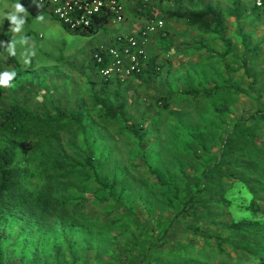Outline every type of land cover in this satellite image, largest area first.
<instances>
[{"label": "rangeland", "instance_id": "374dc122", "mask_svg": "<svg viewBox=\"0 0 264 264\" xmlns=\"http://www.w3.org/2000/svg\"><path fill=\"white\" fill-rule=\"evenodd\" d=\"M121 2V22L82 35L62 28L47 11L36 16L20 14L25 24L19 32L13 31L15 25L8 14L17 0H0V52L14 59L18 69L26 68L29 60L46 59L44 66L53 63L48 70L34 64L24 72L15 71L9 85L0 86V112L11 105L29 111L35 119L26 120L25 129L31 133L30 121L36 117L55 115L60 120L32 136L30 150L23 153L14 144L9 168L19 171L18 186L0 197L4 258L13 264H27L37 250L59 259L53 264H69L71 256L75 264H95L94 256H107L114 244L112 236L120 231L119 225L110 224L105 220L109 215H104L113 204L106 187L111 180L113 195L118 194L135 214L149 221L168 211L166 184L192 193L193 178L205 170L203 183L208 190L199 198L198 215L217 225L206 226L203 219L195 223L201 229L208 227L202 232L205 237L218 234L216 245L206 241L200 251L199 240L194 237L189 243L182 233L185 227L179 224L171 232L169 244L148 252L144 259L150 264H232L226 255L228 246L236 260L248 264L246 243L242 250L236 249L234 238L241 239L244 234L240 232L246 229L245 234L261 241H257L260 245L264 241V235L254 237L253 231L264 220L252 219L241 207L256 199L248 192L250 185L255 189L259 182L257 189H264V118L253 116L264 103V15L253 7L254 0ZM202 5L219 14L223 38L205 21L188 24L182 18L167 17V12H201ZM149 11L168 24L164 35H152L158 36L152 51L146 50V61L153 56L160 70L150 76L110 81L101 91L103 80L97 76L90 51L99 43L111 42L114 34L125 32L133 14L142 22ZM246 45H256L255 51L246 52ZM242 60H248L247 64L241 66ZM0 63L2 74L5 71ZM190 91H194L193 97ZM116 101L122 104L120 116L106 117L103 106L113 107ZM223 103L227 112L213 110ZM40 123L46 126V122ZM6 137L0 134V144L8 143ZM88 151L91 168L83 162ZM51 157L64 159V168H52ZM238 191L241 193L231 194ZM37 192L55 205L38 223H32V211L7 210V203ZM219 196L229 202L227 208L215 203ZM219 212L240 219L229 218L230 226L224 227ZM160 232L152 231L153 240ZM252 242L258 264L262 247ZM56 247L57 257L53 255Z\"/></svg>", "mask_w": 264, "mask_h": 264}, {"label": "trees", "instance_id": "16d2710c", "mask_svg": "<svg viewBox=\"0 0 264 264\" xmlns=\"http://www.w3.org/2000/svg\"><path fill=\"white\" fill-rule=\"evenodd\" d=\"M19 3L22 4L26 11L31 15H36L40 12H44L46 10L41 7L35 5L30 0H19ZM257 9L262 15H264V5L261 6H253ZM201 12L187 13L185 15H180L175 12H167V17H177L182 18L188 24H193L200 21H205L208 24H212L213 30L219 34L220 38H223L222 33V25L221 18L217 12H215L211 7L207 5H202ZM153 11H149L146 13L147 18L156 17L152 14ZM158 18V17H157ZM161 19V18H160ZM61 25V24H60ZM62 28L67 30L63 25ZM95 27L88 29V31L78 32V31H69L71 33H77L82 35H90L97 32L102 27V21L99 19L95 22ZM206 32H209L210 29H204ZM68 31V30H67ZM212 32V31H210ZM161 35V34H160ZM255 46L246 45L244 50L246 52H254ZM248 60H242L241 66L246 65ZM160 65L154 62L153 56H148L146 64L142 67L138 73L133 74V76H150V74L156 73L160 70ZM16 76V75H15ZM110 79L103 80L101 84V91H105L107 88V84ZM117 81V80H116ZM118 82V81H117ZM252 82V81H250ZM190 96L193 97L195 94L194 91L189 92ZM122 104L120 101H116L113 107L103 106V114L108 118H115L120 116V109ZM261 107V109H260ZM255 109L253 116L260 115L261 118H264V103ZM260 109V110H259ZM213 110L218 113H223L228 111V106L224 103L219 104L214 107ZM55 111L61 117L58 109ZM30 118H34L31 113L25 109H21L16 107L15 105H11L7 111L0 112V134L7 135V144H0V197L3 193L8 192L10 190H15L18 186L17 179L20 177L19 171L17 169H10L9 165L13 160L14 156V144H16L19 149L24 153L31 149L32 142L31 137L36 135L39 132H44L49 130L59 123L58 116H48L37 118L35 121H30L31 128L34 130L29 132V129H25L26 120H30ZM48 119H52L48 121ZM40 122H46V126L41 125ZM14 129L19 130L18 134L14 132ZM223 141V139H221ZM64 159H55L51 157L48 162L51 167L54 169L61 170L64 168ZM91 161V152L84 156V164L91 168L89 162ZM206 171L201 170L193 179V183L191 188L193 190L192 193H188L187 189L176 190L172 188L170 184H166V190L168 191L167 197V207L168 211L166 214H162L160 217L149 220L142 219L136 212L132 211L128 203L124 202L119 198V195H113L111 189L114 186V181L111 180L107 187V196H109L112 201V206L107 213L104 215H109L105 220L110 224L119 225L118 229L120 230L117 235L112 236V243H114L111 247V251L107 256H94L95 264H150L145 261L148 256V252L155 251L158 248L165 247L167 243L169 244V237H173L171 232L174 229L178 228V225L181 224L185 227L182 231L183 234L187 235V240L192 241L195 238H198L202 235V232L206 231L208 227L202 228L196 221L203 219L204 225L214 226L215 223L213 220H204L198 215L201 209L199 198H201L205 193H207L208 186L203 183V179L206 177ZM157 179V178H156ZM224 199V197H223ZM226 200V199H224ZM54 200L44 198L41 192H37L33 197L23 196L21 198H17L13 204L7 203V210L14 213H27L28 211L34 212L35 215H31V219L33 224L38 223L42 220L45 214L49 209H52L55 205L53 203ZM224 203L225 207H228L229 202L226 200ZM244 210L250 215L253 219V216L257 218H264V205L263 208H260L255 199H252L245 205L241 206ZM60 208L62 204H60ZM2 210L0 209V213ZM71 218V216L69 217ZM72 219V218H71ZM255 219V218H254ZM251 220V219H247ZM224 227H229L230 224L223 223ZM215 225V226H216ZM162 226L161 228H159ZM160 229L161 232L155 240H153L152 231ZM170 237V238H171ZM70 238V237H69ZM0 264H13L11 263L7 256L4 258V250L2 249L3 239L0 238ZM193 242V241H192ZM67 243V242H66ZM56 253L54 252V256H59V247L55 248ZM142 251V253H140ZM264 251V250H263ZM72 254L71 252H69ZM140 253V254H139ZM42 255L39 251H34L31 254V258L27 262V264H53L58 263V258H54L51 256ZM145 258V259H144ZM48 259V261H47ZM69 264H75L74 257L71 256ZM259 263L264 264L263 256L260 254ZM80 264H84L81 262Z\"/></svg>", "mask_w": 264, "mask_h": 264}, {"label": "built area", "instance_id": "2783aa9c", "mask_svg": "<svg viewBox=\"0 0 264 264\" xmlns=\"http://www.w3.org/2000/svg\"><path fill=\"white\" fill-rule=\"evenodd\" d=\"M46 10L48 14L68 31L85 32L94 28L96 20L102 26L115 24L124 19L121 0H30ZM147 3L148 0H140ZM256 6L264 0H254ZM164 35V23L160 18H146L135 32L114 34L109 43H99L90 51L91 61L102 80H122L143 67L150 37Z\"/></svg>", "mask_w": 264, "mask_h": 264}, {"label": "crops", "instance_id": "0c3cea01", "mask_svg": "<svg viewBox=\"0 0 264 264\" xmlns=\"http://www.w3.org/2000/svg\"><path fill=\"white\" fill-rule=\"evenodd\" d=\"M17 2L19 3V0H17ZM126 6V5H125ZM128 8V7H127ZM129 9V8H128ZM27 12V11H26ZM28 13V12H27ZM41 13H43V12H40V13H38V14H41ZM29 15H31L30 13H28ZM38 14H36V15H38ZM36 15H32V16H36ZM134 15L135 14H133L132 15V17H131V21L128 23V25H127V27H126V31L125 32H123V33H131V32H135V31H137L141 26H142V24L145 22V20H146V18H147V16L145 15V17H144V20L141 22V20H137V19H135L134 18ZM140 15V14H139ZM164 26L166 27V26H168V24H164ZM156 36V35H155ZM155 36H152L151 38H150V42H149V46H148V52L150 53L151 51H152V49L154 48V46H155V44H156V41H157V39H158V36L157 37H155ZM111 38V37H110ZM160 39V38H159ZM1 42H2V40H0V44H1ZM43 53H45V52H43ZM0 61H2V65L4 66V71L5 72H15L16 71V74H18V73H20V72H24V69H31V67L35 64L37 67H39V68H44L45 70H48V69H50V68H52L53 67V63L52 64H50V65H48V66H44V64H43V61H46V59H43L42 58V61H40V59H38V61L37 62H34L33 60H29L28 61V66H26V68H17L16 67V63H15V61H14V59H11V58H7V54L6 53H4V52H0ZM0 69H1V63H0ZM18 69V70H17ZM33 71H35V70H33ZM95 71H96V69H95ZM96 73H97V71H96ZM15 74V75H16ZM97 76H99L98 74H97ZM99 79H100V77H98ZM101 80V79H100ZM117 79H115V78H111L110 79V81H116ZM109 81V82H110ZM117 82V81H116ZM102 83V82H101ZM264 174V173H263ZM264 182V181H263ZM259 184L261 185V183H259V182H257V187H255V189H254V187L252 186V185H250L251 186V188L250 189H248V192H250V194L251 195H253V194H255L256 195V199H255V201H256V203H261L262 204V206L260 205L259 206V204H257L260 208H263V204H264V196H262V191H264V189H261V190H258L257 188H258V186H259ZM264 183H262V185H263ZM237 190V189H236ZM235 190V191H236ZM241 192L240 191H238V192H233V193H231V194H234V195H236V194H240ZM231 194H229V196L231 195ZM233 199L234 198H231V200L233 201ZM221 200V201H220ZM215 201V203H218V202H220V204H224V203H226L224 200H222V196H219L217 199H215L214 200ZM233 202H230V205H231V207L233 206ZM225 205V204H224ZM228 206H229V204H228ZM234 207L236 208V209H238V207H237V205H234ZM226 209V208H225ZM225 213H227L226 212V210L224 211ZM215 216V215H214ZM216 217V216H215ZM218 217H220V219H221V221H223V222H230L229 221V218H230V220H239L240 219V217L239 218H234L232 215H230V217L228 218V216H226L225 217V214L224 213H222V214H220V212H219V214H218ZM217 217V218H218ZM256 219L257 217H255V216H253V219ZM213 220V219H212ZM260 220H264V218H261ZM264 223V222H263ZM263 223H261V225L258 227V229L257 230H253L254 231V237L256 236H259V235H264V228H263ZM261 231L260 233H259V231ZM245 231H247L246 229H244V230H242L240 233L241 234H244V235H242V240L240 239V236H239V239L236 241L235 240V238H234V241L235 242H238L237 244L235 243L234 244V246H236L235 248L236 249H240V250H242V247L241 246H244V245H242V243L243 242H245L246 243V246H244L243 248L245 249V251L248 253V251H250L248 254H249V258H250V260H249V262H248V264H256L257 263V260H255V258L253 257V251H252V249H253V246H252V241H255L256 243H258L257 245H260L259 244V242L261 243V241H259L258 239H255V240H253V238L251 237H248L246 234H245ZM257 231V232H256ZM256 232V233H255ZM204 235V234H203ZM203 235H201L200 237L198 236V240L199 241H197L196 243H197V247H199V250L201 251L202 250V248H203V243L204 242H206V241H208V242H210V243H213V244H215V240H216V238L218 237V234H215V233H211V235L212 236H203ZM188 237V236H187ZM227 237V236H226ZM231 238L233 237V236H230ZM227 239H229V238H227ZM233 239V238H232ZM187 240V239H186ZM189 243H192V241H189V240H187ZM257 241H259V242H257ZM195 243V244H196ZM194 244V243H193ZM216 245V244H215ZM239 247H241V248H239ZM258 247V246H257ZM260 247H262L261 249V255L263 256V260H264V241L262 242V245H260ZM206 250V249H205ZM216 251H218V249L216 248L215 249ZM232 251V248L230 247V248H228V246H227V248H226V255H228L229 256V260H231L232 261V264H242L240 261H238V260H236L235 258H234V256H233V251ZM215 252V251H214ZM260 256V255H259ZM215 258V257H214ZM258 260H260L259 258H258Z\"/></svg>", "mask_w": 264, "mask_h": 264}, {"label": "clouds", "instance_id": "9594fccd", "mask_svg": "<svg viewBox=\"0 0 264 264\" xmlns=\"http://www.w3.org/2000/svg\"><path fill=\"white\" fill-rule=\"evenodd\" d=\"M14 11L10 12L8 14V20L11 22V24L15 25V27L12 29L13 31L19 32L23 25L25 24V19L23 18L22 13L26 12L25 7L20 3H15L13 5ZM11 50V46H10ZM15 73L14 72H4L0 74V86H8L10 81L14 78Z\"/></svg>", "mask_w": 264, "mask_h": 264}]
</instances>
